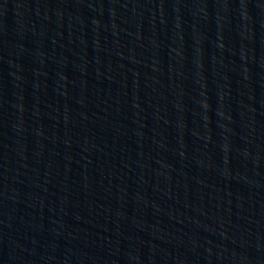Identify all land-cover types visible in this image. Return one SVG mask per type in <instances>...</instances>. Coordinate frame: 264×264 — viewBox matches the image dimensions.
Segmentation results:
<instances>
[{
	"label": "water",
	"instance_id": "1",
	"mask_svg": "<svg viewBox=\"0 0 264 264\" xmlns=\"http://www.w3.org/2000/svg\"><path fill=\"white\" fill-rule=\"evenodd\" d=\"M0 264H264V0H0Z\"/></svg>",
	"mask_w": 264,
	"mask_h": 264
}]
</instances>
